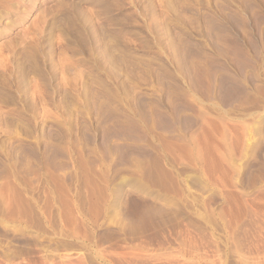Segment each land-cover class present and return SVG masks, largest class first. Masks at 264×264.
I'll use <instances>...</instances> for the list:
<instances>
[{
	"label": "rangeland",
	"instance_id": "374dc122",
	"mask_svg": "<svg viewBox=\"0 0 264 264\" xmlns=\"http://www.w3.org/2000/svg\"><path fill=\"white\" fill-rule=\"evenodd\" d=\"M249 1L251 7L241 0H0V264H264L262 156L255 158L262 168L242 171L243 184L232 182L228 166L254 161L241 154L237 129L251 125L249 113L264 109V1ZM221 81L217 93L224 88L226 105L201 99L202 83L217 94ZM171 86L188 93L183 100L198 112L181 96L179 108L172 106ZM142 95L149 108L160 103L168 124H157L151 114L145 124L138 109L129 112ZM100 102L131 120L105 126L96 115ZM197 115L216 122V139L227 124L226 142L212 161L210 196L195 187L203 176L178 144L167 138L159 144L172 126L176 135L183 126L196 134ZM152 142L157 162L143 158L142 146ZM145 160V186L170 197L173 213L119 230V208L135 219L154 204L130 192L125 199L131 204L119 205L110 192L141 177Z\"/></svg>",
	"mask_w": 264,
	"mask_h": 264
},
{
	"label": "bare ground",
	"instance_id": "6f19581e",
	"mask_svg": "<svg viewBox=\"0 0 264 264\" xmlns=\"http://www.w3.org/2000/svg\"><path fill=\"white\" fill-rule=\"evenodd\" d=\"M242 1V3L244 2V3H246L248 6H250L249 4H251V2L249 1V0H247V2H245L246 0H241ZM264 1V0H263ZM257 3V2H256ZM245 4V5H246ZM262 5L264 6V3H262ZM222 6V5H221ZM252 6V5H251ZM250 6V7H251ZM250 7H249V9H250ZM255 7V6H254ZM226 8V7H225ZM255 9H257V8H255ZM264 9V8H263ZM222 10H223V8H222ZM251 10H254V9H251ZM258 11V10H257ZM256 11V12H257ZM255 12V11H254ZM259 12V11H258ZM260 13V16H261V11L259 12ZM254 14V13H253ZM256 14H258V13H255V15ZM259 16V17H260ZM204 17V16H203ZM255 17H258L257 15L255 16ZM263 17V16H262ZM205 18H207L208 20H211V18H209V17H207V16H205ZM204 18V19H205ZM261 18V17H260ZM206 19V20H207ZM257 19V18H256ZM262 20V19H261ZM214 22H215V20H214ZM214 22H211V23H214ZM208 23V22H207ZM210 23V22H209ZM210 26H211V24H210ZM214 26H215V24H214ZM221 43V42H220ZM223 43H226V42H223ZM230 43H233V42H230ZM236 43V42H235ZM234 44V43H233ZM239 44V43H238ZM238 44H236V45H238ZM183 45V44H182ZM225 45V44H224ZM227 45V44H226ZM184 46H187V45H183L182 47L184 48ZM225 47V46H224ZM227 47V46H226ZM235 47V46H234ZM234 47H230L231 48V50L232 49H235ZM230 48H228L229 50H230ZM185 50H186V47H185ZM182 51H183V53L185 52L183 49H182ZM186 51H188V50H186ZM189 52V51H188ZM235 52V51H234ZM187 52H185V54H186ZM201 53V52H200ZM184 54V55H185ZM189 53H187L186 54V57H187V55H188ZM235 54H236V52H235ZM198 56V55H197ZM204 57V56H203ZM206 57V56H205ZM221 57V56H220ZM196 58V57H195ZM198 58V57H197ZM186 59H188V58H186ZM206 59L207 58H205V61H206ZM213 59V58H212ZM198 60V59H197ZM201 60H203V61H201ZM190 62H191V60H189ZM195 61V60H194ZM199 61V60H198ZM197 61V62H198ZM204 61V59L202 58V59H200V61L199 62H205ZM212 61H214V60H212ZM207 62H208V60H207ZM194 63H196V62H194ZM193 63V64H194ZM216 63H217V61H216ZM180 64V63H179ZM192 64V63H191ZM192 64V65H193ZM202 64V63H201ZM205 64H206V62H205ZM203 65L204 67L206 66V68L208 69V68H210V67H212L214 64L213 63H211V61H209V63H208V65L206 64V65ZM192 65H190L189 67L191 68V66ZM196 65H197V63L194 65V67L195 68H197L196 67ZM202 66V67H203ZM252 66V65H251ZM201 67V66H200ZM201 67V68H202ZM192 68H193V66H192ZM191 68V69H192ZM194 68V69H195ZM258 68V67H257ZM183 69V68H182ZM181 69V70H182ZM194 69H192V71L194 72V71H197L196 69L194 70ZM206 69V70H207ZM211 69H213V67L211 68ZM200 70V69H199ZM205 70V69H204ZM204 70H202V71H204ZM205 70V71H206ZM210 70V69H209ZM262 70V69H261ZM201 71V72H202ZM184 72V71H183ZM182 72V73H183ZM190 72H191V70H190ZM211 72H213L212 70H211ZM211 72H209L210 74H211V76L210 77H212V73ZM195 73H199V72H195ZM195 73H193L192 75H196ZM203 73V72H202ZM206 73V72H205ZM256 73V72H255ZM209 74V75H210ZM261 74H263V73H261ZM197 75H200V73L199 74H197ZM196 75V76H197ZM208 75V74H207ZM209 75H208V77H209ZM250 75V74H249ZM255 75V74H254ZM201 76V75H200ZM185 77H186V75H185ZM195 77V76H194ZM207 77V78H208ZM209 77V78H210ZM249 77V76H248ZM263 77V76H262ZM159 78V77H158ZM157 78V79H158ZM162 78V77H161ZM197 78V80H198V77H196ZM201 78H204V77H202L201 76ZM200 78V79H201ZM216 78H218V77H216ZM220 78V77H219ZM253 78V77H252ZM261 78V77H260ZM187 79H189V78H187ZM199 79V80H200ZM249 79V78H248ZM159 80V79H158ZM164 80V79H163ZM190 80V79H189ZM208 80V79H207ZM209 80H212V79H209ZM218 80H220V79H218ZM249 80H251V81H249V82H251V84L253 85V83L255 82L254 81V79H249ZM263 80V79H262ZM165 81V80H164ZM158 82H160V81H158ZM191 82V80L189 81V83ZM197 83H199L198 81H196ZM195 82V83H196ZM205 82V81H204ZM207 82V81H206ZM214 82V81H213ZM212 82V83H213ZM187 83H188V81H187ZM202 83V82H201ZM218 83V82H217ZM222 83V81L220 82V84ZM256 83V82H255ZM159 84V83H158ZM163 84V83H162ZM173 84H175V83H173ZM216 85L217 87H218V90L216 89V93H217V91H219V88H220V86H222V84L221 85ZM263 84H264V81H263ZM213 85V84H212ZM180 86V85H179ZM179 86H178V88H179ZM186 86H188V84H186ZM201 87H197V88H201V90H200V97H201V99L202 100H204L205 102H210V101H212V100H214V99H217L222 105H226L227 104V101L226 100H229L228 98H226V95H227V93H226V95H225V92L223 91L224 90V88H223V90H222V92H224V94L223 95H225V97L224 96H221L222 95V92H221V95L220 94H213V92H215V91H211V89H210V85H208V84H201L200 85ZM238 86V85H237ZM255 86V85H254ZM257 86V85H256ZM255 86V87H256ZM261 86V85H260ZM264 86V85H263ZM158 87H160V86H158ZM162 87V86H161ZM168 87V86H167ZM171 87H173V92L172 93H174L173 95H172V93H171V91H169V89L167 90V88H166V90H167V93H171L170 94V98H169V103L172 105V106H176L177 105V103L179 104V102H177V99H180L181 97H182V99L181 100H183V97L185 98L186 97V95H185V93H184V91L182 90H180V91H178L177 89H174L175 87L174 86H171ZM189 87V86H188ZM192 87V85L190 86V88ZM213 87V86H212ZM211 87V88H212ZM177 88V87H176ZM181 88V87H180ZM186 88V87H185ZM193 88H195L194 87V85H193ZM193 88L191 89V90H193ZM196 88V89H197ZM245 88V87H244ZM163 89V88H162ZM172 89V88H171ZM214 89H215V87H214ZM221 89V88H220ZM186 90V89H185ZM237 90V89H236ZM239 90V89H238ZM242 90V89H241ZM240 90V92L239 93H243V90L241 91ZM263 90H264V87H263ZM194 91H196V90H194ZM193 91V92H194ZM246 90H244V92H245ZM136 92V91H135ZM191 92V91H190ZM247 92H248V90L246 91V94H247ZM254 92V91H253ZM163 93H164V91H163ZM163 93H162V95H163ZM192 93V92H191ZM139 94V93H138ZM141 94H143V93H141ZM186 94H188V93H186ZM244 95H245V93H243ZM135 95H137V94H135ZM144 95V94H143ZM143 95L142 96H138L137 98H138V106H139V108H137L136 107V110H135V108L133 107V106H130L129 107V112L131 113V112H135V111H137V109L139 110V112H138V117H140L144 122H145V124H146V120H150L149 119V116H150V114L153 116V118L150 116V118H151V120L153 119L155 122L157 121V124H161V122H164L166 119H167V117L165 118V120L163 119V115L165 114H163V112H162V110L161 109H159V106H160V103L158 102V103H153V100L151 101L152 103H153V105H151V107L149 108V106H148V104H147V102L145 101V96L143 97ZM166 95V94H165ZM181 96V97H180ZM228 96V95H227ZM235 96V95H234ZM135 97V96H134ZM134 97H133V100H134ZM159 97H160V95H159ZM179 97V98H178ZM192 97V96H191ZM100 98V97H99ZM136 98V97H135ZM189 98V97H188ZM238 98H239V95H238ZM158 99V98H157ZM166 99V98H165ZM187 99V98H186ZM186 99H184L183 101H182V103L185 101V104L187 103H189ZM192 100V99H191ZM104 101V100H103ZM149 101V100H148ZM162 100H160V102H161ZM164 101V100H163ZM168 101V100H167ZM190 101V100H189ZM203 101V102H204ZM257 101V100H256ZM229 102H231V101H229ZM228 102V103H229ZM151 103V104H152ZM168 103V102H167ZM193 103V102H192ZM200 103H202V101L200 102ZM226 103V104H225ZM134 104V103H133ZM149 104H150V102H149ZM218 104V103H217ZM240 104V103H239ZM162 105H164V104H162ZM181 105H183V104H181ZM180 105V106H181ZM220 105V104H219ZM230 104H228L227 106H229ZM192 106L190 103H189V105H188V108H190V107ZM161 107V106H160ZM193 107V106H192ZM223 107H226V106H223ZM223 107H221V108H223ZM257 107V106H256ZM176 108L178 109L179 107L178 106H176ZM251 108V107H250ZM263 108H264V104H263ZM97 110V109H96ZM163 110H164V108H163ZM193 110H194V107L192 108V110H190V111H192L193 112ZM223 110H224V108H223ZM222 110V111H223ZM229 110V109H228ZM169 111V110H168ZM174 111H176L175 110V108H174ZM194 111H196V108H195V110ZM226 111V110H225ZM238 111V110H237ZM240 111V110H239ZM264 111V109H259V110H256V111H253V112H251V113H249L250 115H251V117H252V123H251V125H244V126H241V127H239L237 130H238V132H240L239 133V137H238V140L240 141V146L243 144V148L241 147L240 148V152H241V154L243 153V156L246 154V155H248L251 159H254V161L253 162H250L249 161V159H246V160H244V158H243V160H241V161H239V163L237 164V163H235V164H237V165H235V164H229L228 166H230L229 167V169L232 171V175L234 176V178H233V180L234 181H232V182H234V183H236V184H243L244 182H245V180H244V175H246V174H243V170H250L251 168H253L254 166H257V167H263V165H261V162L262 163H264L263 162V160H264V114H262V113H260V112H263ZM128 112V113H129ZM150 112V113H149ZM167 112V111H166ZM196 112H198V111H196ZM224 112V111H223ZM98 114H96V115H98V117L100 118V120H99V118H98V120L99 121H104V123L107 121H111V120H113V122L116 120L117 121V119H121L122 117H124L125 119H127V120H131L130 118H131V116H127L128 114H120V113H118V112H115L112 108H110V106L108 105V103H106V102H100V104H99V106H98V112H97ZM136 113V112H135ZM191 113V112H190ZM193 113H195V112H193ZM192 113V114H193ZM167 114V113H166ZM198 114V113H197ZM231 114V113H230ZM134 115V114H133ZM200 115H201V113H200ZM209 115V114H208ZM208 115H207V117L205 116V115H203V116H205V117H203L202 118V116H198V117H200V118H202V119H200L201 120V123H200V126L198 127L199 128V131L198 132H196V134L194 133H188L187 134V126H183V129H182V125H180V127H181V129H182V133L181 132H179L180 134H178V135H176V134H174L173 133V126H172V128H170L171 130H168L167 129V132L169 131V135L167 136V135H165L166 137H162L161 138V140H160V142H159V144L161 143H165L167 140H169L168 142L169 143H172L173 141L172 140H174V143H176V145L178 146V148L176 147V146H174L175 147V149L177 148L178 150H180V151H182L183 152V154L185 155L184 157H185V159L187 158L188 159V162H189V164L191 165V163H193L194 165H195V168L197 167V169H198V173L200 174V176H203V178H201V180L196 184V186L195 187H197L199 190H201V191H203V192H207L208 190H209V193H210V189H211V187H212V180H211V173H212V171H213V168H212V161H213V158H214V160H216V157H217V150L219 149V143L221 144V143H225L226 142V137H227V133H226V127H225V125H227V124H225V123H223L222 124V129H221V134H220V138L219 139H216V137H215V133H214V128H215V123L216 122H214L213 121V119L212 118H210V117H208ZM229 115V114H228ZM166 116V115H165ZM194 116V115H193ZM192 116V117H193ZM236 116V115H235ZM190 118L191 120H192V125H196L197 126V122L195 121V119L196 118ZM123 118V119H124ZM242 119H245V118H243V117H241ZM240 118V119H241ZM124 119V120H125ZM137 119V118H136ZM163 119V120H162ZM189 119V120H190ZM217 119V118H216ZM124 120H122V123L124 124L125 122H124ZM152 120V121H153ZM194 120V121H193ZM239 120V119H238ZM138 121V120H137ZM136 121V122H137ZM217 121H218V119H217ZM224 121V120H223ZM225 121H227V120H225ZM224 121V122H225ZM112 122V123H113ZM119 122V121H118ZM155 122H153L154 123V127H156L155 126ZM246 122V121H245ZM248 122V121H247ZM121 123V124H122ZM128 123V122H127ZM129 123H131V122H129ZM140 123V122H139ZM165 124L167 123L166 121L164 122ZM190 123V122H189ZM115 124H119V123H115ZM133 124V123H132ZM137 124V123H136ZM168 124V123H167ZM170 124V123H169ZM187 124V123H186ZM236 124V123H235ZM242 125H243V123H241ZM107 125H109V123H105V126H107ZM126 125V124H125ZM162 125V124H161ZM173 125V124H172ZM232 125V124H231ZM109 126H114V125H109ZM108 126V127H109ZM130 126V125H129ZM129 126H127V127H129ZM133 127H134V125H132ZM136 126V125H135ZM148 126V125H147ZM159 125H157V127H158ZM163 126V125H162ZM229 126V125H228ZM239 126V125H238ZM102 127V126H101ZM115 127V126H114ZM126 127V128H127ZM132 127V128H133ZM137 127V126H136ZM156 127V128H157ZM169 128V126L167 125L166 126V128ZM170 127H171V125H170ZM105 128H107V127H105ZM129 128H131V127H129ZM234 128L236 129V127L234 126ZM113 129V128H112ZM134 129V128H133ZM138 129H139V125H138ZM159 129H161V128H159ZM164 129H165V127H163V131H164ZM108 130H109V128H108ZM107 130V131H108ZM132 130V129H131ZM135 130H137V129H135ZM152 130V129H151ZM166 130V129H165ZM195 130V129H194ZM236 130V131H237ZM125 131V130H124ZM127 131V130H126ZM140 131V130H139ZM139 131H137V134H138V132ZM176 131V130H175ZM235 131V132H236ZM110 132V131H109ZM143 132V131H142ZM165 132V131H164ZM237 132V133H238ZM135 133H136V131H135ZM166 133V132H165ZM178 133V132H177ZM231 133H232V131H231ZM230 133V134H231ZM167 134V133H166ZM135 135V134H134ZM134 135H133V137L132 138H136V137H134ZM158 135V134H157ZM217 135V134H216ZM129 138H131L129 135H127ZM142 136L143 135H141V134H138V139H144V138H142ZM231 136H232V134H231ZM127 137V138H128ZM158 137V136H157ZM166 138H167V140H166ZM230 138H232V137H230ZM119 139V138H118ZM130 140V139H129ZM135 140V139H134ZM159 140V139H158ZM219 141L220 140V142H216V141ZM237 140V139H236ZM141 141V140H140ZM139 141V142H140ZM144 141V140H143ZM142 141V142H143ZM155 141V140H154ZM137 142H138V140H137ZM157 142V143H158ZM232 142V141H231ZM230 142V143H231ZM116 143V142H115ZM126 143V142H125ZM130 143V142H129ZM218 143V144H217ZM132 144V143H131ZM168 144V143H167ZM167 144H164L165 146H167ZM116 145H120V146H124L123 148H126V150L127 149H129L128 148V146L126 145V144H119V143H117V144H115V145H113V146H116ZM134 145H137V144H134ZM143 145V144H142ZM145 145V144H144ZM150 147H147V148H151V151L149 150V149H147V148H145L144 146H142L143 147V150L145 151V153L143 154V153H140V154H143V158H145V159H147V158H150V159H148V160H151V161H154V162H157L158 160H157V158H158V154H157V152H156V156H157V158L156 157H151V153L152 152H154V151H156L155 150V148H156V146H154V142H152V143H150V144H148ZM173 145H175V144H173ZM218 145V146H217ZM223 145V144H222ZM239 145V144H238ZM237 145V146H238ZM130 146V145H129ZM132 146V149L134 148V146L133 145H131ZM140 146V145H139ZM169 146H171L172 147V145H169ZM169 146H167V147H169ZM235 146V145H234ZM163 147V146H162ZM221 147V146H220ZM232 147V146H231ZM119 148V147H118ZM122 147H120L119 148V150L121 149ZM131 148V147H130ZM165 147H163V149H164ZM222 148V147H221ZM233 148V147H232ZM136 148H134V150H135ZM223 149V148H222ZM109 150V149H108ZM112 150V149H111ZM121 150H123V149H121ZM140 150V149H139ZM154 150V151H153ZM170 150V148H168V151ZM177 150V151H178ZM234 150V149H233ZM103 151V150H102ZM129 151V150H128ZM131 151V150H130ZM129 151V152H130ZM220 151V150H219ZM106 152V151H105ZM108 152V151H107ZM118 152V151H117ZM127 152V151H126ZM170 152H172L171 150H170ZM120 153V152H119ZM118 153V154H119ZM167 153V152H166ZM102 154V153H101ZM106 154V153H105ZM105 154H104V157H105ZM124 154H125V151H124ZM123 154V155H124ZM219 154H221V155H219ZM218 154V156H223L222 157V159H221V161H225L226 160V162H229L228 160H227V157H225V155H223L224 154V152L223 153H221V151H220V153ZM79 155V154H78ZM107 155V154H106ZM120 155H122L121 153H120ZM122 155V156H123ZM245 155V156H246ZM258 155H260V156H262V161L259 163V161H255L256 159V157H259ZM121 156V157H122ZM138 156V155H137ZM142 156V155H141ZM227 156H228V154H227ZM241 156V155H240ZM244 156V157H245ZM172 157V156H171ZM247 157V156H246ZM89 158V157H88ZM142 158V159H143ZM152 158H153V160H152ZM241 158H242V156H241ZM248 158V157H247ZM125 159V158H124ZM168 159V158H167ZM172 159V158H171ZM175 159V158H174ZM218 159H219V157H218ZM258 159V158H257ZM260 159V158H259ZM258 159V160H259ZM113 160V159H112ZM118 160H120L119 158H118ZM144 160V159H143ZM148 160H145V161H143V163H141L140 165H141V167L143 168L144 167V164H145V162L146 161H148ZM230 160V159H229ZM95 161V160H94ZM175 161V160H174ZM218 161V160H217ZM110 162V161H109ZM118 162V161H117ZM170 162V161H169ZM191 162V163H190ZM219 162H220V160H219ZM230 162H232V161H230ZM138 163V162H137ZM149 163H151V162H149ZM202 163H204V169H203V165L201 166V164ZM223 163V162H222ZM111 164H112V162H111ZM117 164H119V162L117 163ZM147 164V163H146ZM158 164H160L159 162H158ZM157 164V165H158ZM226 164V163H225ZM228 164V163H227ZM226 164V165H227ZM91 165V164H90ZM110 165V164H109ZM112 165H114V164H112ZM188 165V164H187ZM193 165V166H194ZM220 165H222V164H220ZM92 166V165H91ZM189 166V165H188ZM192 166V165H191ZM217 166V165H216ZM224 166V165H223ZM227 166V167H228ZM148 168H149V165H148V167L145 165V167H144V169L142 170V172H141V177H139L138 179H135V180H132V181H129L128 183L127 182H125L124 184H122V185H119V186H116L115 188H113V190L112 191H110L111 192V194H112V196L114 197L113 199H115V201L117 202V204H119V205H122V203H123V205H124V202H125V197H126V195H127V193H129V194H131V193H133V192H135V193H139V194H142V195H144V196H146V197H148L149 198V200H152L153 202H154V204H152L151 202V204H149L148 202H146V204L148 203L149 205H147L145 208H143V210H142V212H141V216L140 217H138V216H136V218L134 219L133 217V213L131 212V211H129L128 209H122V208H119L118 209V211H117V213H116V220H117V229H119V230H128L129 228H131V222L134 220L137 224H140V226H144V225H146L147 223V221H149V222H151L152 220H158L157 222H159V221H164V220H166V219H168V217L170 218L171 217V215H172V213H173V211L171 210L172 208H173V203H174V201L170 198V197H168L166 194H163V193H159V192H157L156 190H152V189H150V188H148V187H146L145 186V184H144V180H143V178H145V175H147V173H149L150 171H148ZM164 168V167H163ZM221 168V167H220ZM223 168H226L225 166L223 167ZM161 169V168H160ZM188 169V168H187ZM150 170V169H149ZM189 170V169H188ZM252 170V169H251ZM162 171V170H161ZM222 171H224V172H226V171H228V170H226V169H222ZM106 172V171H105ZM157 172H159V171H157ZM197 173V174H198ZM181 174V173H180ZM227 174H228V172H227ZM96 175V174H95ZM97 176V175H96ZM100 176V175H99ZM232 176V177H233ZM161 177V176H160ZM174 177V176H173ZM197 177V176H196ZM195 177V178H196ZM221 177V176H220ZM182 179L184 178V177H181ZM105 180V179H104ZM162 180V179H161ZM185 180H187L186 178H185ZM222 180H223V178H222ZM189 182V181H188ZM104 183V182H103ZM190 183V182H189ZM188 184V183H187ZM224 186L226 185V183H222ZM222 184H221V186H222ZM94 185V184H93ZM126 186V187H125ZM169 186V185H168ZM187 186V185H186ZM191 186V185H190ZM95 187V186H94ZM182 187V186H181ZM189 187V186H188ZM192 187V186H191ZM190 188V187H189ZM213 188V187H212ZM95 189V188H94ZM111 190V189H110ZM191 190V189H190ZM131 192V193H130ZM169 192H170V190H169ZM200 192V191H199ZM202 192V193H203ZM90 193V192H89ZM201 193V192H200ZM201 193V194H202ZM208 193V192H207ZM206 193V194H207ZM209 193H208V195H209ZM101 194V193H100ZM128 194V195H129ZM199 194V193H198ZM206 194H205V196H206ZM91 195V194H90ZM89 195V196H90ZM178 195H179V193H178ZM192 195V194H191ZM210 196V195H209ZM223 196H225V195H223ZM146 197H145V199H146ZM127 198H128V196H127ZM137 198V197H136ZM216 198V197H215ZM129 199V198H128ZM127 199V200H128ZM138 199V198H137ZM126 200V202H128ZM131 200V197H130V199H129V201ZM142 200V199H141ZM147 200V199H146ZM172 200V201H171ZM204 201V200H203ZM125 202V203H126ZM172 202V203H171ZM207 202H209V201H207ZM88 204H89V202H88ZM92 204V203H91ZM130 204H131V201H130ZM206 204V203H205ZM140 205V204H139ZM94 206V205H93ZM125 206H126V204H125ZM128 206V205H127ZM143 206H145V205H143ZM177 207V206H176ZM171 208V209H170ZM179 209V208H178ZM103 210V209H102ZM179 210H181V209H179ZM92 212V211H91ZM210 216V215H209ZM191 217H193V216H191ZM154 222V221H153ZM156 222V221H155ZM264 222V221H263ZM146 223V224H145ZM152 223V222H151ZM109 224V223H108ZM107 224V225H108ZM150 224V223H149ZM226 225V224H225ZM228 226V224L226 225V227ZM225 227V226H224ZM257 227L258 228H261V225L260 224H257ZM107 228V227H106ZM228 228H229V226H228ZM105 230V229H104ZM118 230V231H119ZM227 230V232L229 233V229H226ZM132 235L134 236V234L132 233ZM233 235H234V233H233ZM228 236H229V234H228ZM229 241H230V239H229ZM233 242V241H232ZM225 243H226V241H225ZM230 244V243H229ZM231 245V244H230ZM229 245V246H230ZM230 248V247H229ZM231 248H232V246H231ZM230 248V249H231ZM226 250V249H225ZM232 250V249H231ZM230 250V251H231ZM233 251V250H232ZM231 251V254H233L234 252H232ZM227 253V252H226ZM200 257V256H199ZM235 257V256H234ZM225 259H227L226 257H225ZM244 259H245V257H244ZM249 263V262H248ZM241 264V263H240Z\"/></svg>",
	"mask_w": 264,
	"mask_h": 264
}]
</instances>
